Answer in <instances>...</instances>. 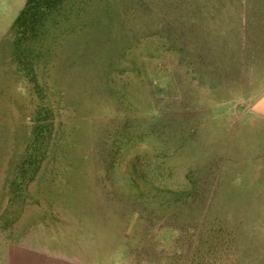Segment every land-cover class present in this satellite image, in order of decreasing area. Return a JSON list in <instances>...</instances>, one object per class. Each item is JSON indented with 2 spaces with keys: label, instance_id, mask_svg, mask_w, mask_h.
Instances as JSON below:
<instances>
[{
  "label": "rangeland",
  "instance_id": "1",
  "mask_svg": "<svg viewBox=\"0 0 264 264\" xmlns=\"http://www.w3.org/2000/svg\"><path fill=\"white\" fill-rule=\"evenodd\" d=\"M24 4L0 0V264H264V0H66L39 89L13 55Z\"/></svg>",
  "mask_w": 264,
  "mask_h": 264
},
{
  "label": "trees",
  "instance_id": "2",
  "mask_svg": "<svg viewBox=\"0 0 264 264\" xmlns=\"http://www.w3.org/2000/svg\"><path fill=\"white\" fill-rule=\"evenodd\" d=\"M66 0H26L22 10L15 19L11 31L13 34L14 60L26 71V78L39 89L40 84L33 59V45L38 41L46 21L51 15L59 11ZM52 123H38L36 132L32 135V141L23 156L20 171L11 183L13 197L11 201L22 197L27 187L33 182L39 173L42 163L46 158V147L51 135H45L52 131ZM181 195L184 192L180 193Z\"/></svg>",
  "mask_w": 264,
  "mask_h": 264
},
{
  "label": "crops",
  "instance_id": "3",
  "mask_svg": "<svg viewBox=\"0 0 264 264\" xmlns=\"http://www.w3.org/2000/svg\"><path fill=\"white\" fill-rule=\"evenodd\" d=\"M26 2V0H24V3ZM239 77H240V75H239ZM241 78V77H240ZM237 83L238 84H241V81H240V79H238L237 80ZM259 103H260V105H261V107H260V109L261 108H264V100L262 101V100H260L259 99V101H258ZM259 105V106H260ZM29 253H30V257H31V252L29 251ZM34 257H37L36 256V253H35V255H33ZM30 257H29V259L28 260H25V261H22L21 259H18V260H15V261H12L10 264H54V262H53V260H51L52 258H46V259H41L40 260V262H39V260H37L36 259V261H35V263L34 262H30V261H33V260H31L30 259ZM35 260V259H34ZM58 263L59 264H63L62 262H60V261H58Z\"/></svg>",
  "mask_w": 264,
  "mask_h": 264
}]
</instances>
